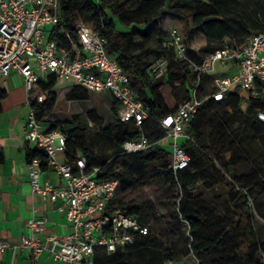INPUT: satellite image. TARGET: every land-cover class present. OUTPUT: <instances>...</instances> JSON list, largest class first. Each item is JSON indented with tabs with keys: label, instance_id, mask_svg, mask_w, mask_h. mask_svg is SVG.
<instances>
[{
	"label": "trees",
	"instance_id": "trees-1",
	"mask_svg": "<svg viewBox=\"0 0 264 264\" xmlns=\"http://www.w3.org/2000/svg\"><path fill=\"white\" fill-rule=\"evenodd\" d=\"M164 6L165 0H59L58 8L60 26L71 40L76 42V26L83 23L106 41L109 55L129 77L136 98L148 108L143 133L151 140L163 137L158 121L189 99L193 87L189 83L197 79L171 48L163 47L171 31L163 29L166 19L183 23L188 55L198 64L203 55L221 48L225 38L244 42L264 32V0H171L166 11ZM114 18L130 24V30L117 31ZM196 35L204 37L206 45L195 51L190 49V42ZM58 39L63 46L69 45L64 35ZM162 58L169 62L167 71L162 78L154 79L151 66ZM209 76L200 77V95L212 91L205 88L207 80L212 81ZM57 83L54 76H47L33 85L32 94H45L41 103L31 105L41 123L54 110ZM165 87L176 106L171 107L165 100ZM107 94L111 104L106 115L111 114L114 121L103 131L115 143L113 156L99 158L93 153L87 141L88 120L75 116L59 127L51 122L44 124L48 131L59 130L66 136V159L74 162L77 157H85L87 171L100 167L99 178L118 180L117 194L123 199L146 187V179L163 183L170 190L179 189L180 198L169 195L165 205L173 223L166 241L150 230L144 206L133 201L124 204L115 198L112 208L135 217L148 232L136 235L133 244L124 249L98 251L92 264H186L189 255L198 264H264V123L257 118V113L264 111V99H249L245 104L244 93L237 87L223 101L203 102L186 128L187 138L179 141L189 155V166L173 174L170 152L160 145L146 152L121 153L122 145L138 139L140 132L133 123L119 119V104ZM6 96V91L0 89V113ZM88 98V91L77 85L65 96L67 101L77 102ZM88 118L96 124L93 113ZM25 155L27 161L41 157L42 169L46 168L38 148L26 149ZM216 160L221 163L220 179L213 173ZM199 176H203L202 187ZM203 189L210 191L209 197ZM182 223L187 226L186 232L180 230Z\"/></svg>",
	"mask_w": 264,
	"mask_h": 264
},
{
	"label": "built area",
	"instance_id": "built-area-1",
	"mask_svg": "<svg viewBox=\"0 0 264 264\" xmlns=\"http://www.w3.org/2000/svg\"><path fill=\"white\" fill-rule=\"evenodd\" d=\"M59 0H0V80L16 73L24 79L29 112L25 125V140L43 152L46 166L59 175L62 185L40 183L41 157L28 162L32 192L50 202L60 200L64 207L71 232L59 238L49 234L40 242L31 236H23L15 245L0 241L1 257L9 248L28 250L35 260L42 252H48L60 264H92L98 251L112 253L133 244L136 235H146L148 229L135 217L112 208L119 182L114 178H99L100 167L87 171L83 156L74 162L59 161L57 153H64L66 136L59 130L48 131L32 109V103H41L45 94L34 95L32 88L54 76L57 80L80 86L88 92L110 93L118 102V117L122 122L133 123L140 137L126 141L122 154L146 152L157 145L170 146L169 168L173 174L186 169L190 158L180 147L179 141L187 138L186 128L199 107L208 99L223 101L235 88H240L249 99H264V32L252 35L242 45L233 47L225 43L221 48L203 55L200 64L188 55V46L180 31L173 27L170 40L164 43L171 48L179 62L196 73L188 100L180 103L174 112L162 117L158 127L163 132L160 140H151L143 133V124L149 118L148 108L139 101L131 87L129 77L112 58L106 41L86 24L76 26V42L61 28L58 16ZM64 35L69 45L58 39ZM231 65L233 72L213 80L212 91L198 93L202 75H212L215 65ZM166 58L156 60L151 66L154 79L162 78L168 68ZM264 123V111L257 113ZM31 234L43 233L45 220L31 218L27 223ZM186 264H198L189 255Z\"/></svg>",
	"mask_w": 264,
	"mask_h": 264
},
{
	"label": "crops",
	"instance_id": "crops-1",
	"mask_svg": "<svg viewBox=\"0 0 264 264\" xmlns=\"http://www.w3.org/2000/svg\"><path fill=\"white\" fill-rule=\"evenodd\" d=\"M170 1L165 0L164 11L167 10ZM171 21L174 20L166 19L163 23V29L167 32L173 28V26H170ZM120 23L128 28L127 32L130 30V24ZM138 28L142 29V26L139 25ZM180 32L184 36L183 23L182 31ZM247 40L248 38L245 41ZM244 42L229 41L225 38L221 47L225 43L238 47ZM205 45V38L196 35L190 42V49L196 51ZM225 70L223 73L209 76L212 80V87L215 78L227 76L234 69L231 65H228ZM73 86L74 84H72ZM0 89L7 93L6 98L1 102L0 113V151L3 154V160L0 161V241L15 245L23 236H31L40 242H43L44 237L49 234L61 238L71 232L62 202L60 200L50 202L47 199H42L34 194L31 189L28 171L29 161L26 160L25 152L26 149H34L36 147L25 140V125L29 106L27 104L24 79L13 72L9 77L0 80ZM42 125L44 126L43 123ZM56 156L59 161L67 160L64 153H57ZM46 181L56 187L62 185L57 172L47 166L40 174V183ZM33 217L45 220L43 233L31 234L27 230V223ZM1 264L60 263L48 252H42L34 260L28 250L14 251L9 248L2 255Z\"/></svg>",
	"mask_w": 264,
	"mask_h": 264
},
{
	"label": "rangeland",
	"instance_id": "rangeland-1",
	"mask_svg": "<svg viewBox=\"0 0 264 264\" xmlns=\"http://www.w3.org/2000/svg\"><path fill=\"white\" fill-rule=\"evenodd\" d=\"M117 1L121 2L122 0ZM114 13L115 15L119 14L118 11ZM114 19L117 31L127 32L128 28L126 26H123L117 18ZM170 23V26L177 27L179 31H182L181 21L174 20ZM225 71V67H220L217 63L215 65V71L213 72V75L220 74ZM211 83V81L207 80V83L205 84V88L207 90H210L212 88ZM192 84L193 81L189 83L190 86H192ZM71 87V83H66L58 80L55 88L57 94L56 105L52 113H50L44 119L43 124H49L51 122L59 127L63 122H66L75 116H79L83 119L87 118L89 127V130L87 131V141L89 148L99 158L112 157L114 154L113 150L115 147V143L113 139L103 131L114 121V119L111 117V114L106 115L110 113L111 104V100L108 94L106 92H103L101 94L88 92V100L80 102L67 101L65 99V96ZM163 93L167 103L171 107L176 106L171 97L170 90L165 87ZM244 106L245 105L243 104V107ZM90 113H93L95 115V118L97 119L96 124L89 120L88 115ZM163 144L165 145L166 149L170 151L169 144L166 141H163ZM220 169L221 163L216 160L213 164V173L218 179L221 178L222 174ZM199 177V183H201L202 187L204 185L202 181L203 176ZM227 178L230 179L229 176ZM209 192L210 191L206 189L204 190V193L207 195V197L210 196ZM169 195H172L173 197H176L177 200H179L180 191L179 189H175V191L170 190V188L163 183L155 184L150 179H146V187L130 193L128 199H123V197L119 193L116 195V199L122 201L124 204H127V201H133L136 205L144 206V214L151 228L150 230L162 235V237L166 241L171 234L173 224L165 206ZM180 230L182 232L187 231V226L185 223L181 224Z\"/></svg>",
	"mask_w": 264,
	"mask_h": 264
}]
</instances>
